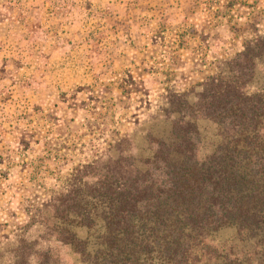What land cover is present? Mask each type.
I'll return each mask as SVG.
<instances>
[{
  "label": "rangeland",
  "instance_id": "obj_1",
  "mask_svg": "<svg viewBox=\"0 0 264 264\" xmlns=\"http://www.w3.org/2000/svg\"><path fill=\"white\" fill-rule=\"evenodd\" d=\"M262 32L264 0H0V264H13L27 224L56 264H90L49 229L63 220L54 196L77 188V173L80 194L97 193L108 162L150 157L175 119H195L210 154L219 126L183 99L193 105ZM257 63L250 92L264 87Z\"/></svg>",
  "mask_w": 264,
  "mask_h": 264
},
{
  "label": "trees",
  "instance_id": "obj_2",
  "mask_svg": "<svg viewBox=\"0 0 264 264\" xmlns=\"http://www.w3.org/2000/svg\"><path fill=\"white\" fill-rule=\"evenodd\" d=\"M262 56L264 32L245 41L228 74L206 79L193 105L183 99L190 115L219 126L210 154L201 155L196 120L175 119L170 140L152 138L150 157L118 156L102 187L89 180L97 193L80 194L87 181L75 174L77 188L53 198L63 220L51 232L90 264H264V87L247 89ZM31 226L16 234L13 264H56L50 248L25 236ZM226 228L234 231L222 240Z\"/></svg>",
  "mask_w": 264,
  "mask_h": 264
}]
</instances>
